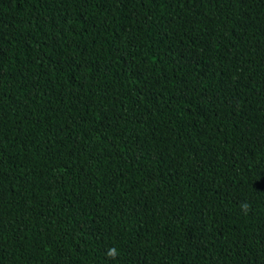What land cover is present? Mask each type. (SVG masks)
Listing matches in <instances>:
<instances>
[{
  "label": "trees",
  "instance_id": "trees-1",
  "mask_svg": "<svg viewBox=\"0 0 264 264\" xmlns=\"http://www.w3.org/2000/svg\"><path fill=\"white\" fill-rule=\"evenodd\" d=\"M0 264H264V0H0Z\"/></svg>",
  "mask_w": 264,
  "mask_h": 264
},
{
  "label": "clouds",
  "instance_id": "clouds-1",
  "mask_svg": "<svg viewBox=\"0 0 264 264\" xmlns=\"http://www.w3.org/2000/svg\"><path fill=\"white\" fill-rule=\"evenodd\" d=\"M111 252H112V253H115V250L113 249V250H111Z\"/></svg>",
  "mask_w": 264,
  "mask_h": 264
}]
</instances>
